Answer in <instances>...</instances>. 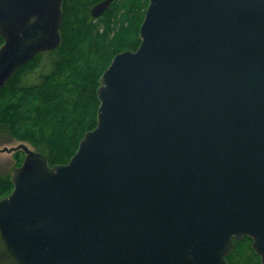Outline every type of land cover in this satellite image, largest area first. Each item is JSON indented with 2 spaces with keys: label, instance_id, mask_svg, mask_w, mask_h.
<instances>
[{
  "label": "water",
  "instance_id": "obj_1",
  "mask_svg": "<svg viewBox=\"0 0 264 264\" xmlns=\"http://www.w3.org/2000/svg\"><path fill=\"white\" fill-rule=\"evenodd\" d=\"M114 0L92 8L97 18ZM63 0H0V87L61 41ZM69 162L25 143L0 264H264V0H149Z\"/></svg>",
  "mask_w": 264,
  "mask_h": 264
},
{
  "label": "trees",
  "instance_id": "obj_2",
  "mask_svg": "<svg viewBox=\"0 0 264 264\" xmlns=\"http://www.w3.org/2000/svg\"><path fill=\"white\" fill-rule=\"evenodd\" d=\"M97 1L64 0L62 41L47 51L51 69L37 83L25 82L45 52L40 53L0 87V129L31 141L51 166L67 163L85 132L97 125L100 77L113 57L127 49L135 50L141 43L140 27L148 0H114L101 17L95 18L91 6ZM13 188L11 177L1 174L0 198ZM242 241H236L237 247ZM253 255L259 257L255 251ZM232 256L233 251L227 256L229 264H233ZM259 264H263L261 260Z\"/></svg>",
  "mask_w": 264,
  "mask_h": 264
},
{
  "label": "rangeland",
  "instance_id": "obj_3",
  "mask_svg": "<svg viewBox=\"0 0 264 264\" xmlns=\"http://www.w3.org/2000/svg\"><path fill=\"white\" fill-rule=\"evenodd\" d=\"M77 1L78 0H71V3H76ZM148 4H149V0H148V3L146 5L145 9H143V10H145V14H146ZM144 18H145V16H144ZM2 45H3V43H2ZM50 61H51V54L45 52L42 55L39 66L35 70L29 72L25 76V79H24L25 82L26 83H32V84L37 83L39 81L41 75L43 73L48 72L51 69ZM21 143H25L30 149L38 150V148L31 141L18 138L17 136L13 135L8 129H0V149H3L4 147H8V148L17 147ZM25 155H26L25 151L22 148H19L15 151H11V152L10 151H1L0 152V175L2 174V175H7V176L11 177V172H12L13 168L21 165ZM239 241H242V242L239 243L238 247L236 245L234 250H233V256L231 258L233 264H246V263H249L250 261L252 262V264H259L261 257L260 256L255 257L253 255V253L255 251L252 247L253 239L251 237L246 238L244 236Z\"/></svg>",
  "mask_w": 264,
  "mask_h": 264
},
{
  "label": "flooded vegetation",
  "instance_id": "obj_4",
  "mask_svg": "<svg viewBox=\"0 0 264 264\" xmlns=\"http://www.w3.org/2000/svg\"><path fill=\"white\" fill-rule=\"evenodd\" d=\"M101 1H103V0H99V1L95 2V3L91 6V11H92L93 6L96 5L97 3L101 2ZM91 15H92V12H91ZM100 17H101V16H100Z\"/></svg>",
  "mask_w": 264,
  "mask_h": 264
}]
</instances>
